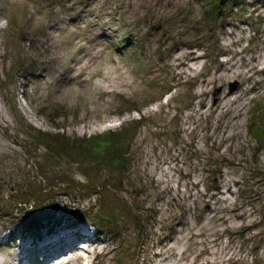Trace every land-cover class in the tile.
Returning a JSON list of instances; mask_svg holds the SVG:
<instances>
[{
  "label": "rangeland",
  "instance_id": "rangeland-1",
  "mask_svg": "<svg viewBox=\"0 0 264 264\" xmlns=\"http://www.w3.org/2000/svg\"><path fill=\"white\" fill-rule=\"evenodd\" d=\"M0 264H264V0H0Z\"/></svg>",
  "mask_w": 264,
  "mask_h": 264
},
{
  "label": "bare ground",
  "instance_id": "bare-ground-1",
  "mask_svg": "<svg viewBox=\"0 0 264 264\" xmlns=\"http://www.w3.org/2000/svg\"><path fill=\"white\" fill-rule=\"evenodd\" d=\"M54 240H55V241H53V242H56V239H54ZM53 242H52V243H53ZM58 247H59V246H55V247H54V250H55L56 248H58ZM63 252H65V249L63 250Z\"/></svg>",
  "mask_w": 264,
  "mask_h": 264
},
{
  "label": "water",
  "instance_id": "water-1",
  "mask_svg": "<svg viewBox=\"0 0 264 264\" xmlns=\"http://www.w3.org/2000/svg\"><path fill=\"white\" fill-rule=\"evenodd\" d=\"M235 87H237V85L232 86V89L235 88Z\"/></svg>",
  "mask_w": 264,
  "mask_h": 264
},
{
  "label": "trees",
  "instance_id": "trees-1",
  "mask_svg": "<svg viewBox=\"0 0 264 264\" xmlns=\"http://www.w3.org/2000/svg\"><path fill=\"white\" fill-rule=\"evenodd\" d=\"M34 227H36V228H37V226H34Z\"/></svg>",
  "mask_w": 264,
  "mask_h": 264
}]
</instances>
